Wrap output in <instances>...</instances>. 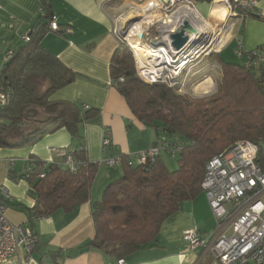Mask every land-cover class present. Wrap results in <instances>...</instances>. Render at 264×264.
I'll list each match as a JSON object with an SVG mask.
<instances>
[{
  "label": "trees",
  "instance_id": "16d2710c",
  "mask_svg": "<svg viewBox=\"0 0 264 264\" xmlns=\"http://www.w3.org/2000/svg\"><path fill=\"white\" fill-rule=\"evenodd\" d=\"M40 8L42 14L31 25L29 39L18 44L0 65V93L6 96L0 104V147L31 145L60 128L79 141L80 126L97 114L96 109L82 108L75 101L52 99L78 73L42 45L43 36L51 31L48 23L54 11L51 0H41ZM245 16L264 21L263 15L246 11ZM263 66L249 68L243 62L221 61L215 93L192 98L178 91L180 84L142 81L129 47H117L109 63L111 85L132 115L153 131L155 141L150 147H159V153L152 160L134 164L123 155L122 174L91 202L94 236L78 249H98L117 261L155 246L162 223L184 201L202 192L208 160L236 141L256 145V163L264 170ZM67 153L82 163L76 171L63 167L62 160L47 163L31 156L30 166L21 173L35 197L28 209L31 228L34 218L58 210L71 212L90 200L100 163L88 161L82 142ZM176 154L177 167L170 169L164 157ZM0 201L9 204L1 196ZM57 255L55 251L50 256Z\"/></svg>",
  "mask_w": 264,
  "mask_h": 264
},
{
  "label": "crops",
  "instance_id": "0c3cea01",
  "mask_svg": "<svg viewBox=\"0 0 264 264\" xmlns=\"http://www.w3.org/2000/svg\"><path fill=\"white\" fill-rule=\"evenodd\" d=\"M143 1L51 0L60 31L45 34L42 45L78 73V77L56 91L52 99L75 101L82 108L96 109L97 114L80 126L79 141L73 140L67 129L60 128L31 145L0 147V196L9 203L5 215L13 224L28 225V209L35 203L29 183L21 177L31 156L44 162L61 161L65 153L82 142L88 161L100 163L121 153L125 161L131 163L135 153L149 148L155 141L153 131L132 115L123 97L111 85L109 69L111 56L118 47L114 34L116 18H130L134 7ZM195 2L211 21L225 15V9L217 0ZM40 6L41 0H0V65L42 14ZM254 11L264 15V0H257ZM235 24L234 37L227 45L217 53H203L185 72L181 78L182 93L193 87L200 75L203 76L197 84L206 80L212 84L213 76L207 72L215 66L220 68L221 61L235 62V57L225 54L231 44L234 54L237 41H241L245 50L264 47V21L244 16ZM239 59L242 63L243 59ZM105 132L111 143L103 149ZM121 174L122 164L102 167L95 175L88 202L71 212L58 210L32 219L37 247L30 253L21 247L13 259L1 264H116L114 257L101 250L78 248L94 236L91 202L98 200L105 185ZM213 226L214 218L202 191L193 200L184 201L179 210L162 223L155 246L141 248L123 258L124 264H218L204 249H188L182 239L187 229L207 235ZM55 251L59 255L53 258L50 255Z\"/></svg>",
  "mask_w": 264,
  "mask_h": 264
},
{
  "label": "built area",
  "instance_id": "2783aa9c",
  "mask_svg": "<svg viewBox=\"0 0 264 264\" xmlns=\"http://www.w3.org/2000/svg\"><path fill=\"white\" fill-rule=\"evenodd\" d=\"M217 3L225 9V15L211 21L199 11L195 0H145L139 4L143 8L134 7L133 15L128 19L135 17L136 20L130 24L127 22V28L122 23L115 24L118 48L125 44L129 47L136 74L142 81L149 84L161 81L169 86L180 84L178 91H182L181 78L194 60L203 53H217L227 45L234 37L230 38L236 21L242 20L246 11L263 15L254 11L257 0H220ZM149 9L155 12V19L144 29L140 25L141 37L137 41L134 23L144 22L147 16L143 13ZM185 22L195 31L186 27ZM48 26L51 31H58L54 16ZM152 30L155 36L144 42L148 31ZM179 31H183L188 40L176 49L171 36ZM22 39L27 41L28 33ZM235 53L249 68L264 65L262 48L245 50L241 41H237ZM11 56L12 51L6 59ZM5 99L6 96L0 93V104ZM110 143V136L105 132L102 148L106 149ZM158 153L159 147H149L135 153L134 157L136 162L145 163ZM256 156V145L240 140L208 160L201 188L212 212L214 226L207 235L196 229L183 231L182 239L188 249L200 247L218 264H264V170L256 163ZM122 162L121 153L100 161L107 166ZM30 164L28 160L25 168ZM81 164L70 153H65L61 161V165L70 171H76ZM5 209L6 204L0 201V264L13 259L21 247L27 253L32 252L37 242L32 228L27 224H13L6 217ZM116 264H124V260L117 259Z\"/></svg>",
  "mask_w": 264,
  "mask_h": 264
},
{
  "label": "rangeland",
  "instance_id": "374dc122",
  "mask_svg": "<svg viewBox=\"0 0 264 264\" xmlns=\"http://www.w3.org/2000/svg\"><path fill=\"white\" fill-rule=\"evenodd\" d=\"M220 0H217V2H219ZM219 4V3H218ZM140 6V8H143V6L142 5H139ZM200 11V10H199ZM201 13H202V11H200ZM203 14V13H202ZM143 15H145V16H147L146 17V19H144V22L142 23V29H144L145 28V26H147V25H149L150 23V21L151 22H153L154 21V19H155V12L153 11V9H149L148 11H144V13H143ZM204 15V14H203ZM205 16V15H204ZM129 19H126V20H124V16H119V17H117L116 18V23H122L123 25H125V28H127L128 26H129V24L127 23V21H128ZM139 24V22L136 24V26L139 28L140 27V24ZM235 27H236V24L234 25V27H233V29H232V33H231V36H230V38H232L233 36H234V31H235ZM137 30H136V28H135V33H137L136 32ZM143 31V30H142ZM137 35H140V37H141V31H139V33H137ZM155 36V32H154V30H152V31H148V36L146 37V40H144V42L146 41V42H148L150 39H152L153 37ZM228 49L229 50H227V52L225 53L227 56H229L230 58H231V56H233V57H235V59H236V61L235 62H241V60L239 59V56H237L236 55V53L234 54L233 53V45L231 44L229 47H228ZM254 50V49H253ZM237 57H236V56ZM202 56V54L198 57V58H196L195 60H194V62L195 61H197L200 57ZM263 68H264V66H263ZM219 69L220 68H218V66H215V68H213V69H211V70H209V72H207V73H211L212 74V76H213V79H212V84L211 85H213L210 89H208L207 88V85H204L203 87H201V88H197V89H195V86H196V84H197V82L199 81V80H201V79H199V78H201V76H203V75H200V77H198V79H196V81H194V82H196V83H194V86L193 87H189L187 90H186V94L187 95H189V96H191L192 98H203V97H209L210 95H212V94H214L215 93V91H216V80H217V78L219 77ZM210 83H208V85H209ZM207 88V89H206ZM165 156V155H164ZM165 158V161H166V163H167V165H168V167L170 168V169H175L176 167H177V161H176V159H177V154H176V156L175 157H173V158H168V157H164ZM106 159V158H105ZM103 160V159H102ZM131 163L132 164H134V163H136V158L135 157H132L131 158ZM102 167H113V166H107L106 164H103V163H101V164H99V166H98V170L99 169H101ZM97 170V171H98Z\"/></svg>",
  "mask_w": 264,
  "mask_h": 264
},
{
  "label": "water",
  "instance_id": "95a60500",
  "mask_svg": "<svg viewBox=\"0 0 264 264\" xmlns=\"http://www.w3.org/2000/svg\"><path fill=\"white\" fill-rule=\"evenodd\" d=\"M133 20H136L135 17L129 19L127 22L130 23L132 22ZM185 25L186 27H188L191 31H195L193 28H191L187 22H185ZM196 33V32H195ZM172 39H173V46L176 48V49H179L181 46H183L187 40H188V37L184 35L183 31H179L177 32L176 34H173L172 36ZM154 45H157L158 43H153Z\"/></svg>",
  "mask_w": 264,
  "mask_h": 264
},
{
  "label": "bare ground",
  "instance_id": "6f19581e",
  "mask_svg": "<svg viewBox=\"0 0 264 264\" xmlns=\"http://www.w3.org/2000/svg\"><path fill=\"white\" fill-rule=\"evenodd\" d=\"M138 22H139V24L141 25V24L143 23V20H141V21H137V22L134 23V27L136 28V30H137L136 32H137V33H139V31L141 30L140 27L138 28V27L136 26V24H137ZM139 24H138V25H139ZM137 33H135V35L137 36V41H138V39L140 38V35H137ZM139 43H140V42H137V44H139ZM140 48H143V47H140ZM143 50H144V49H143ZM144 51H145V50H144ZM204 85H207V88H208V89H210V88L213 86V85H211V84L208 85V81L206 80V81H204V82H201V83L197 84V85L195 86V89H197V88H201V87H203ZM207 88H206V89H207Z\"/></svg>",
  "mask_w": 264,
  "mask_h": 264
}]
</instances>
